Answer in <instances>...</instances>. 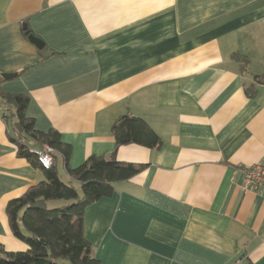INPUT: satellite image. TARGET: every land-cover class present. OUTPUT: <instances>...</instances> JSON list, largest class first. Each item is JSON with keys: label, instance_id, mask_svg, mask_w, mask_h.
Wrapping results in <instances>:
<instances>
[{"label": "crops", "instance_id": "obj_1", "mask_svg": "<svg viewBox=\"0 0 264 264\" xmlns=\"http://www.w3.org/2000/svg\"><path fill=\"white\" fill-rule=\"evenodd\" d=\"M0 92L29 95L36 128L59 132L57 169L80 196L68 167L142 165L85 209L101 264H264V190L242 184L264 166V0H0ZM128 113L160 147H117ZM13 132L0 115V242L26 251L6 207L46 177Z\"/></svg>", "mask_w": 264, "mask_h": 264}, {"label": "trees", "instance_id": "obj_2", "mask_svg": "<svg viewBox=\"0 0 264 264\" xmlns=\"http://www.w3.org/2000/svg\"><path fill=\"white\" fill-rule=\"evenodd\" d=\"M31 33V32H30ZM244 61L248 63L245 56ZM246 68L244 67V71ZM262 76H255L258 80ZM255 94L253 84L247 88ZM27 94L0 92V115L9 120L15 117L14 134L18 154L41 167L31 148L46 144L53 148V166L44 169L45 179L27 189L20 197L8 202L6 213L13 234L26 242V251H7L0 242V264H101L93 254L92 245L84 235L85 209L99 199L112 194L113 183L127 180L140 171L142 165L90 156L78 168L68 167L72 178L81 182L83 194L64 182L57 169V153L67 157L70 147L64 144L58 131H39L35 121L26 115ZM117 147L130 143L150 148L160 147L162 140L141 118L128 113L120 116L112 126ZM74 200L60 207L50 208L48 201ZM61 261V262H60Z\"/></svg>", "mask_w": 264, "mask_h": 264}, {"label": "built area", "instance_id": "obj_3", "mask_svg": "<svg viewBox=\"0 0 264 264\" xmlns=\"http://www.w3.org/2000/svg\"><path fill=\"white\" fill-rule=\"evenodd\" d=\"M30 151L38 157V161L42 168L49 169L53 166V148L46 144L41 148H31ZM243 171V187L257 188L260 191L264 190V166L262 164H252L242 168ZM240 264V260L237 261Z\"/></svg>", "mask_w": 264, "mask_h": 264}, {"label": "water", "instance_id": "obj_4", "mask_svg": "<svg viewBox=\"0 0 264 264\" xmlns=\"http://www.w3.org/2000/svg\"><path fill=\"white\" fill-rule=\"evenodd\" d=\"M24 29H27V26L26 24H24ZM26 34L28 35L29 39L34 43L36 44L39 48H44L45 47V43L43 42L42 39L38 38L37 36H35L34 34L30 33L29 30H26ZM12 76H15V74L13 73H4L3 74V77L5 78H9V77H12Z\"/></svg>", "mask_w": 264, "mask_h": 264}, {"label": "rangeland", "instance_id": "obj_5", "mask_svg": "<svg viewBox=\"0 0 264 264\" xmlns=\"http://www.w3.org/2000/svg\"><path fill=\"white\" fill-rule=\"evenodd\" d=\"M8 121H9L10 128H12L14 130V124H13V122L15 121V117H10ZM52 202H55V201H52ZM52 202L50 203V201H48V206L50 208H53V206L56 205V204H52ZM71 202H72L71 200H67L66 204L67 203H71Z\"/></svg>", "mask_w": 264, "mask_h": 264}]
</instances>
